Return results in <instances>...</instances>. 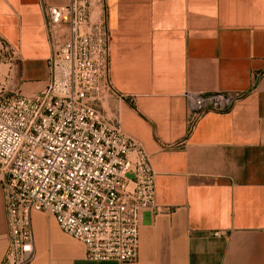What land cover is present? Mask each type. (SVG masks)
<instances>
[{
    "label": "crops",
    "instance_id": "1",
    "mask_svg": "<svg viewBox=\"0 0 264 264\" xmlns=\"http://www.w3.org/2000/svg\"><path fill=\"white\" fill-rule=\"evenodd\" d=\"M70 0H0V64L37 93L49 79L44 6ZM115 96L100 110L138 142L156 173L158 213L145 212L138 259L126 264H264V0H104ZM188 91L242 93L193 131ZM32 264L94 263L52 216L32 214ZM214 233L220 235L214 236ZM0 186V264L7 247Z\"/></svg>",
    "mask_w": 264,
    "mask_h": 264
},
{
    "label": "built area",
    "instance_id": "2",
    "mask_svg": "<svg viewBox=\"0 0 264 264\" xmlns=\"http://www.w3.org/2000/svg\"><path fill=\"white\" fill-rule=\"evenodd\" d=\"M107 15L104 0L45 5L47 85L25 93L13 84L10 67L0 80V186L8 234L1 264L33 263L34 212L52 216L83 244L87 261L133 263L143 214L159 212L150 156L100 110L116 95ZM14 56L0 39V64ZM242 97L186 92L189 130L208 113L230 111Z\"/></svg>",
    "mask_w": 264,
    "mask_h": 264
}]
</instances>
